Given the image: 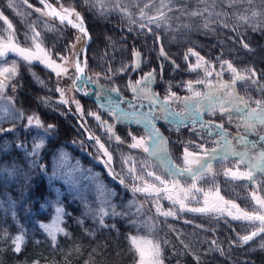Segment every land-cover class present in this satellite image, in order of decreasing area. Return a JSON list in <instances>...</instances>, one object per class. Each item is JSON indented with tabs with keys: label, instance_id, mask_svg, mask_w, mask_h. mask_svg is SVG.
Returning a JSON list of instances; mask_svg holds the SVG:
<instances>
[{
	"label": "trees",
	"instance_id": "trees-1",
	"mask_svg": "<svg viewBox=\"0 0 264 264\" xmlns=\"http://www.w3.org/2000/svg\"><path fill=\"white\" fill-rule=\"evenodd\" d=\"M28 2L40 7L34 0ZM49 2L58 7L60 5L75 7L83 16L91 36L86 54V76L93 79L96 74H100L104 77L110 74L108 69L111 67L116 70L111 81L123 92L129 80L155 69L157 78L153 88L160 97L165 96V89L169 84L178 97L188 95L190 92L183 85L188 81H194L197 74L188 69L190 58L188 61L185 60V54L190 47L200 52L206 60L215 61V57L222 53L223 59L233 60L238 68H243L251 62L256 67L264 69V34L251 32L247 26L237 24L234 16L229 19V28L235 25L238 26L239 33L247 31L248 41L256 48L253 54L255 58L248 55L235 42L234 37L237 33L230 31L229 28L218 27L217 23L211 25L216 31L207 35L203 34V30L196 29L192 31L172 27L154 29L160 37L157 41L155 35L148 33L147 29L143 32L139 30V22L135 16L133 18L137 20V24L130 25L128 17L118 13L101 17L95 11H89L87 6H83L81 0ZM257 4L260 6V0H257ZM29 13L27 11L25 16H16L8 10L4 12L17 33L25 30L24 20L33 21L30 16L32 14ZM46 18L52 23L49 26H55L57 31H48L49 26L35 25L45 37V45L52 48L55 43V50L67 55L64 46L70 44L76 31ZM130 27L135 30L129 31ZM57 35L61 37L59 41H56ZM161 45L168 53V60L159 55ZM134 52L141 55L143 62L140 70L133 73L130 70L121 74L119 69L122 63L132 64ZM8 60L9 62L17 60L20 68L18 86L14 91L6 90V95L11 97V103L0 101L7 109L0 112V129H14L0 131V231L6 229L12 236L22 232L27 243L22 255L17 256L10 250L0 255V264H31L34 259H39L40 264H85V261H89V264H135L136 256L128 239L132 235L146 239H167L169 244L165 246V264H196L192 255L185 252L181 241L190 245V250L202 255L203 264H242L244 260H250L252 264H264V251L258 249L259 238L251 242V248L248 245L243 248L230 245V240L238 239L237 234H247L252 228L247 222L230 220L225 216L219 219L210 218L211 222L200 221L198 217L201 215H194V218L189 219L190 222L180 219H167L163 222L143 207V214L140 216L105 217V223L109 227L102 228L97 223V218L88 214L89 209L95 211L104 206L103 201L106 198L115 205L117 212L127 211L129 203L133 200L140 203L119 179L107 171L100 157L84 140L75 114H68L67 109L56 100L58 93L42 89L32 80L33 74H39L47 81L53 73L35 63L29 68L12 54ZM57 61H60L59 58ZM172 61H175V65ZM86 88L89 89L87 86ZM245 91L248 92L246 99L250 101L253 97L261 95L251 87ZM41 98H48L49 102L41 103ZM81 99L87 106H94L84 97ZM134 104L137 110H144L146 107L145 104ZM123 106L128 108L127 104ZM17 112L23 113L24 118H18ZM30 115H35L45 128L52 124L55 129L44 136L43 128L27 126L26 118ZM205 119L217 120L210 116ZM189 127L190 125L180 130L160 127L166 136L171 158L178 164L182 161L183 148L187 141L194 139L197 142L204 139L203 135L197 137V133L190 132ZM225 129L232 131L233 128L226 125ZM117 132L124 137L125 129L118 127ZM41 138L44 139V146L40 149L39 155L33 157L31 153L34 143H39ZM115 145L125 148L123 144ZM62 152L67 154L68 164L76 168L71 181L61 175V171L67 172L71 169L58 167V157ZM34 159L44 167L34 165ZM225 180L222 174L216 178L220 193L226 199L234 200L247 208L249 205L246 204L250 203L248 195L250 187L246 186L247 188H244L246 194H241L242 181ZM101 185L103 191L100 190ZM108 192L114 195L109 197ZM243 197L249 202L242 203ZM57 207L63 208L66 213L61 218L60 226L69 234L57 235L59 250L52 248L51 239L40 227L53 219ZM130 219H136L137 225L133 226L129 222ZM81 220L83 224L79 222ZM152 224L155 225L154 232L148 228V225ZM86 230L94 235H89ZM37 240L40 241L38 245ZM213 240L218 241L226 251L231 248L227 257L221 256L218 252L204 254ZM252 248L256 250L252 251Z\"/></svg>",
	"mask_w": 264,
	"mask_h": 264
},
{
	"label": "snow or ice",
	"instance_id": "snow-or-ice-1",
	"mask_svg": "<svg viewBox=\"0 0 264 264\" xmlns=\"http://www.w3.org/2000/svg\"><path fill=\"white\" fill-rule=\"evenodd\" d=\"M23 4H26L29 9L33 8V5L28 3V0H22ZM39 4L43 5V9L35 7L34 11L39 13L37 21L41 17H49L52 20L58 19L60 24L70 25L72 28L78 30L81 34L76 37L75 41L69 45H65V50L69 55H65L60 51L55 50V43L52 48H48L45 45V37L42 36L41 31H38L35 27L36 21L29 22L24 20L25 31L23 33V40L19 38L12 22L4 15V12L0 10V21H3V25L6 28L0 27V101L11 103V97L6 95V90H15L18 86L19 68L20 64L17 60L9 62L8 57L10 54L19 58L29 68L34 63L42 64L45 68L55 73L57 77V84L55 91L60 94L59 103L63 105H69V98H66V93L69 90L80 92L82 85L95 83L99 89L98 98H103L105 93L114 92L117 95L120 94L119 87L113 86L106 88L100 83V74H96V79L85 75V69L87 67V57L84 55L85 49L77 46L81 44L84 38L88 40L91 37L84 24L83 16L76 11L75 7H64L60 5L59 8L54 7L49 0H39ZM83 6H87L89 11H95L101 17H107L112 13L122 14L128 17L129 24H137V20L133 18V13L130 8L135 7L139 11L141 20L147 19V23H139V30L143 32L147 29L148 33L155 35L157 41L160 37L155 33V30L150 25L154 24L155 29L161 27V22L167 23L172 17L168 15L169 12H178L175 18L179 20L181 17L197 18L202 20L200 24L183 23L181 27L187 31L203 30V34L214 33L215 28L211 27L213 23H217L218 27L229 28V19L235 16L238 21L243 25H247V28L251 32H259L264 34V0H260V6L241 10L240 5L247 4L253 5L254 0H129L128 3H124V0H81ZM202 5V7H200ZM7 8L14 9L17 6V0H7ZM154 10L155 15H149V12ZM250 12V15H249ZM30 15V13H29ZM75 17V19H73ZM48 31L56 32L55 26H49ZM135 30L130 27L129 31ZM179 30V29H177ZM230 31L237 33L234 37L236 43H238L245 52L254 57L256 48H254L247 39V31L245 33H239L238 26H232ZM61 37L56 36V41H59ZM159 55L164 60H168V53L165 51L163 45L160 46ZM189 55L196 58L195 63H189L188 69L190 72H197L198 78L195 81H188L184 87L191 93V95L180 98L176 92L171 90V85L165 89V96L161 99L160 94L154 92L150 85L156 80V70L144 74L140 79L135 81L129 80L126 87L133 93L134 98L147 99L149 104L148 112H139L137 106L132 104L123 98L119 101H113L110 104L99 105L100 109L106 112L113 118L115 123H109L102 118L100 113L88 112V116L94 117L98 122V126L104 130L107 135V142L110 144L115 141L117 145L125 144L126 141L121 138L116 132V124L125 120H135L137 122L144 121L145 127L148 132V140L151 141V150L146 146L147 141L144 137L131 136L132 143L128 145L130 149H142L145 153H149L152 156L158 155L163 150L167 163L171 166L166 169V172L171 177L170 180L163 179L160 175H154L153 172H147L148 177L154 176L155 182H150L144 178L143 168L139 170L136 167L132 157H123L121 168L124 171V165L132 162V166L127 168L126 176L121 178L120 174L115 173L112 168L113 154L109 151L105 143H102L100 138L95 134L89 133L88 140H94L99 146L106 157L104 161L106 167L109 168L111 175L119 179L120 183L124 187L128 188L129 185L125 184V178L131 183L130 191L135 196L141 194L145 200H151L156 208V214L159 216L176 217L178 212H190L202 215L214 216L219 219L225 215L230 216L233 220L246 221L248 226L252 228V231L247 234H237V240H230V245L238 248H243L248 245L251 248V242L259 238L258 249L264 251V197L257 194L258 191L264 189V184L258 185L257 190L251 193V199L255 201L257 207L252 211H245L240 208L234 200H226L224 196L220 194V187L216 184V178L219 175H223L226 182L245 181L248 183H255L258 176H264V69L256 67L253 63L246 64L243 68L235 66L233 60L223 59V54L217 55L215 61L206 60L200 52L195 51L193 48H189L185 54V60H189ZM135 58L134 64L125 65L122 63L119 72L122 74L128 71H138L141 68L142 58L139 52H134ZM57 58L63 62V64H74L75 73L71 74L67 67H62L61 63H57ZM175 65V61H172ZM219 66L217 71L216 66ZM178 67V65L176 66ZM230 74V79L223 80L224 71ZM162 71V66H161ZM108 72L110 74L105 75L104 79L111 81L112 76L116 74V70L109 67ZM217 77L214 81L211 79L213 76ZM67 77L72 80V88L66 90L61 87L60 81ZM15 81V82H14ZM43 83V81H41ZM196 85H203L206 91H200L196 88ZM251 87L256 92L260 93L262 98L252 100L256 107H252L249 100L242 97L237 91V87ZM85 95L88 92L84 93ZM110 99V97H109ZM175 101H181L184 105V109L181 112L173 113L170 111L171 103ZM41 103H48V98H41ZM205 102H207V108L209 111H214L217 107L229 116L231 122L233 114H238L243 121V133L229 139V133L224 130V126L214 125L220 131L217 133L220 137L216 140V148H207L204 144L195 145L199 151L190 150L193 146L192 141H188L183 148V167L176 164L171 159V154L167 149V141L160 135L155 125L152 124V120L155 119L153 113L157 107L159 110L166 113L168 116H172L174 119L178 118L180 123H183L187 117L191 119L192 124L195 125L199 116L205 110ZM71 103L76 105V112L80 113L81 117L85 115L84 109L80 105L78 100L71 99ZM121 104H127L128 108L121 107ZM142 107V105H141ZM131 109V110H129ZM2 104H0V112L5 111ZM18 118H24L23 113L17 112ZM27 126H35L37 128H43V135L47 136L50 131L55 129L52 124L47 125L45 128L42 122L35 116H28ZM148 125H151L148 128ZM81 128H84V122L81 123ZM201 129L209 127L208 124L200 121ZM239 127V125H238ZM88 132L87 128H84ZM0 131H14V129H0ZM195 133V129L193 128ZM255 134L257 139H248L249 135ZM209 135H212L209 132ZM232 140H236L239 145L242 146V150H236L233 147ZM44 146V139L41 138L39 143H34L32 149L33 157L39 155L40 149ZM218 152L223 153V156L219 157V162L227 160L229 156L236 158L237 165L235 170L232 167L225 168L223 172H219L214 169L213 162L218 161ZM165 161L162 160L161 163ZM33 164L43 168L42 164L34 159ZM245 165L246 170L241 171L239 165ZM58 167L61 169L69 168L70 171H61V175H64L70 181L73 180L76 168L68 164V157L66 153H60L58 157ZM174 169V171H173ZM187 175L193 182L190 185L184 186L179 182L178 177ZM208 182L211 187L205 191L203 187H198V182ZM158 182V183H156ZM103 191V186H99ZM214 193V195H213ZM197 194L203 195V201L197 198ZM114 193L108 192V196H112ZM166 199L172 205L171 208L164 209L160 201ZM197 204L200 206H191ZM102 207L93 211L88 210V214H91L97 218V223L102 227H109L105 223V217L109 216H140L143 214V204H138L135 200L131 201L128 205V209L125 212H117L115 205H112L109 199L103 201ZM178 206V208L176 207ZM135 209V211H133ZM57 219L52 224H42L40 227L46 232L51 239L52 248L59 250L57 244V235L63 233L65 236L69 234L60 227L61 218L66 215L63 208L57 207L55 209ZM83 224V220L79 221ZM133 226L137 225L136 219H130L129 221ZM188 222V221H186ZM146 223V222H141ZM114 227V225L112 226ZM150 231H155V225H148ZM89 235L94 233L86 230ZM131 245V249L134 251L136 260L135 264H165V246L169 244L167 239H146L140 236L128 237ZM27 240L24 233H19L12 236L6 229L0 231V255H3L6 251L10 250L13 254L19 256L22 255L26 246ZM39 240L36 241L38 245ZM183 244V248L187 254L192 255L196 264H203V257L201 254L190 250V245ZM79 250V249H77ZM255 251V248L251 249ZM96 251V249H93ZM231 251L229 248L227 251L221 244L213 240L209 249L204 253L218 252L221 256H228ZM67 259V257H66ZM31 264H40L39 259H34ZM85 264H89V261H85ZM242 264H252L250 260H244Z\"/></svg>",
	"mask_w": 264,
	"mask_h": 264
},
{
	"label": "rangeland",
	"instance_id": "rangeland-1",
	"mask_svg": "<svg viewBox=\"0 0 264 264\" xmlns=\"http://www.w3.org/2000/svg\"><path fill=\"white\" fill-rule=\"evenodd\" d=\"M128 2H129V0H124V3H128ZM6 3H7V0H0V10H2L3 12L8 10L10 12H13L14 15H16V16H18V15H20V16L24 15L25 16V13L27 11H29L32 14V15H30L32 20L36 21L35 25H38V26L39 25L49 26V25L52 24L51 21H49L46 17H41L37 21V17H39L40 14L36 13L34 11L35 6H33L32 9H29L26 4L22 3V0H17V6H16L15 10L7 8ZM200 7H202V5ZM256 7H259V5L257 4V0H254V4L253 5L243 4L242 7H240V9L243 10L244 8H248V9L251 10L253 8H256ZM130 10L133 13V16H135L138 19L139 23H141V22L142 23H147V19L146 18L144 20H141V18L139 16V11H138L137 8L131 7ZM149 15H155V11L154 10L150 11ZM168 15L171 16L172 19L167 21V23L161 22V27L160 28H162V27H165V28L172 27V28L182 29L181 25L183 23H192L194 25L202 23V20L199 17L194 18V19L193 18H189V17H181L179 20H177L175 17L177 15H179L178 12H169ZM249 15H250V12H249ZM235 20H236L237 24L243 25L240 21H238L236 19V17H235ZM150 26L155 29V25L154 24H152ZM243 26H247V25H243ZM0 27L6 28V25H3V21H0ZM244 29H247V28H244ZM24 31L25 30L20 31V32L17 33L19 35V38L21 39V41L23 40ZM80 35H81L80 33L74 32L73 36H72V40H71L70 43L74 42L76 37H78ZM83 44H84V40L81 42L80 45L77 46V50H79V48H81L83 46ZM67 55H69V53H67ZM189 58H190V63L194 64L195 61H196V58L194 56H191V55H189ZM57 62L61 63L62 67H67L71 74L75 73V65L74 64H63L62 61H57ZM134 63H135V58H134L132 64H134ZM35 64L38 65L39 67L43 68V69H47L42 64H39V63H35ZM216 68H217V71H219V66L218 65L216 66ZM47 70H49V69H47ZM49 71L51 72V70H49ZM131 72L133 73L135 71H131ZM142 76H139V77L135 76V79L132 80V81L140 79ZM48 77H50V76H48ZM96 78L97 77L95 76L93 78V80H95ZM197 78H198V74L195 75V80ZM211 79H213L215 81L217 79V77H215V75H214ZM229 79H230V74L227 72V70H225L224 71V75H223V80L227 81ZM32 80L34 82L38 83L41 86L42 89H47V90L52 91V92L55 91L56 84H57V77H56L55 73H53L51 78H50V80H47V81H45L42 77H40L39 74H33ZM41 81H43V83H41ZM100 83L103 84L106 88H111L113 86V84H114L112 81H108V80L104 79L103 76H100ZM91 84L95 87V96L98 98L99 89H98V87H97V85L95 83H91ZM60 85H61V87H64L66 90L71 89L72 88V80H70L67 77H65V78H63L60 81ZM114 85L117 86L116 84H114ZM150 87L154 91V88H153L154 87V82L150 85ZM196 88L198 90L202 91V92L206 91V89L204 88L203 85H196ZM246 89L247 88H245V87H240V86L237 87V91L245 99H246V95H248V92L245 91ZM189 95H191V93H189L188 95H185V96H181L180 98H183V97H186V96H189ZM109 97H110V99H109ZM66 98H69V101H70L69 105H63V104L62 105L67 109V113L68 114H71V113L75 114V118L77 120V123H78V126L80 128V131H82V133L84 134V140L92 147L94 152L97 153V155L100 157V160L103 162L104 165H105L104 161L106 160V157L104 156L103 152L101 150H99V146L95 143L94 140H88L87 137H88L89 133H92V134H95L96 136H98L100 138L101 142L105 143V146L108 147L110 152H112V154H113L112 168L114 169L115 173L121 175V178H124L126 176L127 168L132 166V162H129L128 164L124 165V171L122 172V168H121L122 160L120 159V157L121 156H123V157L131 156L132 157V161L135 162L137 169L139 170L140 168H143V170H144V172H143L144 178L149 180L150 182H155V181H154V176L153 177H148L147 176V172H149V171L153 172L154 175H160L163 179H166V180H170L171 179V177L166 172V169H168L171 166L167 163L163 150H161V152L158 155L152 156L149 153H145L142 149H130L128 147V145L133 142L132 139H131V136L129 135V132H131L132 136H136L138 138L139 137H144L145 140L147 141L146 146H148L150 148V150H151V141L148 140V132L146 130L144 121L137 122L135 120H125V121H122L121 123L116 124V132H117V128L118 127L123 128V130L125 129V135H124V137L121 136V138L123 140H125V141H127V139L129 140V142H126L125 144H123L125 146V148H120V147H117L115 145L116 144L115 141H112L110 144L107 142L108 137L104 133V130L98 126V122L94 119V117L88 116L87 113L88 112L100 113L104 120H107L109 123H115V121L113 120L112 117H110L106 112H104L102 109H100V107H97L95 105L92 107L90 105L87 106L86 104H84V102L81 99L82 98L81 95L78 92H75L74 90L67 91ZM121 98H123V99H125L127 101H131L132 104H134V103L145 104L147 107H148V104H149L147 99L134 98L133 93L128 88H126L125 92L120 90V94L119 95H117L114 92H108V93L104 94L102 99L101 98H98V99L101 102H103V103H108V102H113V101H119V100H121ZM261 98H262V96L260 95L259 97H256V98L253 97L252 100L261 99ZM71 99H75V100L79 101L80 105L84 109L85 115L83 117H81L80 113L76 112V105L71 103ZM161 99H163V97H161ZM56 100L58 102L60 100V94L59 93H58V97L56 98ZM246 100H248V99H246ZM251 101L249 100L251 106L252 107H256V105L254 103H251ZM183 109H184V105H183V103L181 101H175V102L171 103L170 111H172L173 113L181 112V111H183ZM153 115L157 119L161 120L162 122H164L165 124H167L168 126L174 128V129H179V128L182 127L183 123H180L178 118L174 119L172 116H168L166 113L160 111L159 107H157V109L153 113ZM30 116H35V115H30ZM207 116L217 118V120H214L212 122L215 123L216 125H221L222 124L224 126V129H225L226 125H229V126H231L233 128L232 131H234L235 133H238V134H242L243 133V127H242L243 121H242V119L240 118V116L238 114L234 113L233 116H232V120L230 122L229 116L226 113H223L220 108L217 107L214 111H209L208 108H207V102H205V110L203 111V113L197 119L199 122H196L195 125L191 124L190 127H189V131L190 132H194L193 131V128H194L195 129V133H197V137H201L203 135L204 139L201 140V141H197V142H195L194 139H192V140L190 139L189 141L193 142V146H192V148L190 150L199 151V149L195 148V145H197V144H204L205 147H207V148H216L217 147L215 141L219 140L220 137L216 133V131L214 132L215 127H213L212 125L207 123V121H209L208 119H205V117H207ZM186 120H190V119L186 117L184 119V121H186ZM201 120L203 122H205L206 124H208L209 127L206 128V129H201V127H200V121ZM82 122H84V128H87L88 132H86L84 130V128H81L80 125H81ZM152 124L155 125V127L159 131L160 135L167 141L166 136L163 134L160 126H158L154 120H152ZM238 125H239V127H238ZM150 127H151V125H148V128H150ZM209 132H211L212 135H209ZM117 134H118V132H117ZM232 137L233 136L229 135V139H232ZM248 137L250 138V137H257V136L255 134H252V135H249ZM187 142H186V144H187ZM232 144H233V147L236 150H242V146L239 145L236 140H232ZM166 146H167V149H168V144ZM223 155H224L223 153H219L218 152V161L213 162L214 169L219 171V172H221V173L223 172V170L225 168H228V167H232L235 170V167L237 165L236 158L229 156V158L227 160H224L223 162H219V157L223 156ZM162 160H164L165 162L161 163ZM176 164L181 166V167H183L184 166L183 165V159H182L180 164H178V163H176ZM217 165H219V166L217 167ZM105 167H106V165H105ZM239 168H240L241 171H245L246 170L245 165H243V164H240ZM106 169H107V171H109L108 167H106ZM173 171H174V169H173ZM178 179H179L180 184L184 185V186L190 185L193 182L187 175H185L183 177H178ZM242 182H243L242 183L243 184L242 185L243 188L241 190V194H246V191L244 189V188H247L246 186L250 187V190L248 191L250 203L246 204V205H249L247 208L245 206L239 204L238 202H235V203L238 204L240 206V208L245 210V211H252L255 207H257V205L255 204V201H253L251 199V193L254 190H257V186L258 185L264 184V176H258L255 183H248V182H245V181H242ZM156 183H158V182H156ZM125 184L129 185V187L127 189L131 193V195L135 199H137V201L140 204H143V207L145 209H147V211L152 213L157 218L162 219L163 222L166 221L167 219H174V220L180 219L182 221L190 222L189 219L194 218V215H201L198 218H199L200 221H203V222H211L210 218H214V216H208V215H202V214L190 213V212L181 213V212H178V211H177V216L175 218L174 217L165 218L163 216H159V215L156 214V208L154 207V205L151 202V200H147L146 201L144 196L141 195V194H136L134 196L133 193L130 191L131 183L126 178H125ZM198 187H203L205 189V191H207L211 187V185L208 182L201 181V182H198ZM257 194L260 195L261 197H264V189L258 191ZM213 195H214V193H213ZM197 198L202 203L203 195L202 194H197ZM226 200H228V199H226ZM248 202H249L248 199L243 197L242 203L245 204V203H248ZM160 203L162 204L164 209H168V208L172 207L170 202L168 200H166V199H162L160 201ZM191 206H200V205L192 204ZM176 207L178 208V206H176ZM225 218L233 220L230 216H227V215H225ZM56 219H57V217H56V213H55L54 216H53V219L50 222L45 223V224H52ZM244 222H246V221H244Z\"/></svg>",
	"mask_w": 264,
	"mask_h": 264
},
{
	"label": "water",
	"instance_id": "water-1",
	"mask_svg": "<svg viewBox=\"0 0 264 264\" xmlns=\"http://www.w3.org/2000/svg\"><path fill=\"white\" fill-rule=\"evenodd\" d=\"M36 3H38L39 4V0H34ZM49 3H51V2H49ZM53 4V3H52ZM40 5V7L43 9V5H41V4H39ZM53 6L54 7H57L55 4H53ZM57 8H59V7H57ZM49 18V17H48ZM73 19H75V17H73ZM56 23H58V24H60V22H59V20L58 19H56V20H54ZM84 24H85V27H86V29H87V26H86V23L84 22ZM62 25V24H61ZM63 26H66V27H68L69 29H73V30H75V31H77L78 32V30L77 29H75V28H72L70 25H66V24H64ZM87 31H88V29H87ZM79 33V32H78ZM88 34H89V31H88ZM89 36H90V34H89ZM91 37V36H90ZM90 43H91V39L90 40H88L87 38H84V44H83V46H82V48H84L85 49V53H84V55H86L87 54V50H88V47H89V45H90ZM58 63V62H57ZM86 75V74H85ZM85 86H86V84H84L82 87H83V89H85ZM90 87H91V90L90 91H84V92H81V95L87 100V101H90L91 103H93L94 105H96L97 107H99V105L102 103L96 96H95V87L93 86V85H90ZM85 92H88V94L87 95H85L84 93ZM110 103H112V102H108V103H104V104H110ZM121 107H123V104H121ZM124 108V107H123ZM139 112H141V113H143V112H148L149 111V108L146 106L145 107V109L144 110H138ZM155 122H156V124L158 125V126H160V127H164V128H166V129H168V130H180L181 128H185V127H187V126H189V125H191L192 124V121H191V119L190 120H186V121H184L183 122V125H182V127L181 128H179V129H174V128H172V127H170V126H168L167 124H165L164 122H162L161 120H159V119H157L156 117H155V119H153ZM197 122H199L198 120H197ZM214 125H216V124H214ZM216 128V127H215ZM225 130V129H224ZM216 131H217V133L220 131L218 128H216ZM227 131V130H226ZM231 136H237V135H239L238 133H235V132H230V131H227ZM248 139H250L249 137H248ZM251 140V139H250Z\"/></svg>",
	"mask_w": 264,
	"mask_h": 264
},
{
	"label": "flooded vegetation",
	"instance_id": "flooded-vegetation-1",
	"mask_svg": "<svg viewBox=\"0 0 264 264\" xmlns=\"http://www.w3.org/2000/svg\"><path fill=\"white\" fill-rule=\"evenodd\" d=\"M85 90H87V88Z\"/></svg>",
	"mask_w": 264,
	"mask_h": 264
}]
</instances>
